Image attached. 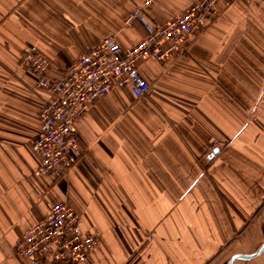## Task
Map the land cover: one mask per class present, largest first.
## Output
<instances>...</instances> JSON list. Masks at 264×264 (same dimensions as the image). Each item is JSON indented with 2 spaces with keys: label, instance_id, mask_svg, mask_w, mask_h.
<instances>
[{
  "label": "crops",
  "instance_id": "0c3cea01",
  "mask_svg": "<svg viewBox=\"0 0 264 264\" xmlns=\"http://www.w3.org/2000/svg\"><path fill=\"white\" fill-rule=\"evenodd\" d=\"M143 2L0 0V264H27L14 244L57 203L100 232L79 264H229L264 244V0L220 1L174 58L138 60L145 96L114 87L92 101L75 121L82 157L34 175L51 95L21 56H44L54 80L106 35L129 48L145 36L127 21ZM192 2L143 13L160 25ZM231 264H264V251Z\"/></svg>",
  "mask_w": 264,
  "mask_h": 264
},
{
  "label": "built area",
  "instance_id": "2783aa9c",
  "mask_svg": "<svg viewBox=\"0 0 264 264\" xmlns=\"http://www.w3.org/2000/svg\"><path fill=\"white\" fill-rule=\"evenodd\" d=\"M220 1L229 0H193L183 12L155 25L143 13L155 0H144L127 19L144 26L141 40L122 48L115 35H106L54 80L47 76L49 63L44 56L32 51L23 53L20 66L34 73L37 86L51 95L39 108V131L30 143V151L37 159L34 175L66 174L84 153L75 121L86 107L114 87H128L135 98L144 97L149 84L140 75L136 62L174 58L191 35L200 33L217 17L216 5ZM99 235V231H83L79 214L65 203H57L21 235L14 244V253L27 264L84 263Z\"/></svg>",
  "mask_w": 264,
  "mask_h": 264
},
{
  "label": "water",
  "instance_id": "95a60500",
  "mask_svg": "<svg viewBox=\"0 0 264 264\" xmlns=\"http://www.w3.org/2000/svg\"><path fill=\"white\" fill-rule=\"evenodd\" d=\"M218 150L215 149L213 151V153H217ZM264 251V244L260 247V249L258 251H256L254 254H251V255H234L233 257H231V259L229 260V264L232 263V261L236 258H243V259H251V258H254V257H257L258 255H260L262 252Z\"/></svg>",
  "mask_w": 264,
  "mask_h": 264
}]
</instances>
